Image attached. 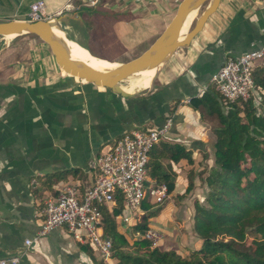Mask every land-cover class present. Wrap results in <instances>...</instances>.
Instances as JSON below:
<instances>
[{"label":"crops","instance_id":"obj_1","mask_svg":"<svg viewBox=\"0 0 264 264\" xmlns=\"http://www.w3.org/2000/svg\"><path fill=\"white\" fill-rule=\"evenodd\" d=\"M34 1L0 0V21L29 20ZM43 1V19L70 15L63 26L73 41L94 56L122 62L118 56L131 59L151 44L181 0H73L70 9L64 8L65 0ZM263 40L264 0H220L190 45L168 60L153 89L123 97L63 72L33 36L12 38L0 51V257L18 253L26 239L35 238L18 264H94L85 243L65 227L39 236L44 201L68 182L84 194L96 179L99 152L127 131L156 128L167 118L171 127L156 147L164 141L182 144L191 160L163 157L174 184L149 226L162 232L161 249L184 255L199 248L200 240L191 238L196 246L190 244L183 226L203 172L214 165V115L201 117L189 102L208 89L210 76L227 57L258 48ZM146 41L144 49L130 55ZM104 48L114 49L115 56L105 57ZM116 221L129 240L134 221ZM180 240L188 241L184 249Z\"/></svg>","mask_w":264,"mask_h":264},{"label":"trees","instance_id":"obj_2","mask_svg":"<svg viewBox=\"0 0 264 264\" xmlns=\"http://www.w3.org/2000/svg\"><path fill=\"white\" fill-rule=\"evenodd\" d=\"M252 77L253 92L245 100L226 101L210 84L189 102L201 117L205 113L214 115L217 122L212 128L214 165L205 170L208 190L203 202H194L193 230L202 240L200 247L190 248L183 255L153 246L145 238H135L130 244L118 230L115 217L123 214L125 203L116 193L111 206H101V228L112 242L116 264H264V64L253 68ZM190 156L182 144H155L149 152L145 188L151 183L166 184L169 194L174 182L163 169V157L172 161L185 157L190 161ZM163 203H154L147 192L141 206L143 214L131 225L130 235L144 233ZM248 237L252 240L247 244ZM84 247L94 264H109L90 243Z\"/></svg>","mask_w":264,"mask_h":264},{"label":"built area","instance_id":"obj_3","mask_svg":"<svg viewBox=\"0 0 264 264\" xmlns=\"http://www.w3.org/2000/svg\"><path fill=\"white\" fill-rule=\"evenodd\" d=\"M72 2L73 0H65L64 8H72ZM44 6L43 0L32 2L29 6V20L43 19ZM262 61L264 40L258 48L236 57H227L210 76V82L224 100H245L253 92L252 70L261 65ZM171 124L172 119L167 118L163 125L156 128L131 129L123 133L113 145L99 152L95 161L96 179L84 194L79 192L76 184L66 183L56 194L45 199L39 236L65 227L77 241L90 243L103 262H111L112 242L109 237L104 236L101 228V206H111L115 202L116 193L120 194L124 199L125 210L115 218L124 224H130L143 214L141 206L147 192L156 204L167 199L166 184L153 183L148 189L144 184L147 179L149 152L167 134ZM133 236L150 240L156 246L161 235L150 226L144 233L136 231ZM34 240L35 238L26 239L23 250L0 257V264H18Z\"/></svg>","mask_w":264,"mask_h":264},{"label":"water","instance_id":"obj_4","mask_svg":"<svg viewBox=\"0 0 264 264\" xmlns=\"http://www.w3.org/2000/svg\"><path fill=\"white\" fill-rule=\"evenodd\" d=\"M219 4L220 0H181L169 23L139 55L122 62H110L95 56L99 60L113 64L112 67L93 68L73 57L67 46V41L73 40L63 26V23L66 24L70 18L68 14L35 21H0V42L3 44L0 51L8 46V42L12 38L33 36L48 47L57 66L69 76L98 87L108 88L123 97L140 96L143 95L142 90L149 92L153 89L158 74L168 60L177 50L190 45L191 41L201 32L208 18L217 10ZM200 10L201 12L198 13ZM191 13L194 15L189 29L184 35H181L182 27ZM55 30H58L62 36H58ZM149 70H155V72L148 88L133 91L124 89L123 81H129L130 78L137 77L139 73Z\"/></svg>","mask_w":264,"mask_h":264},{"label":"bare ground","instance_id":"obj_5","mask_svg":"<svg viewBox=\"0 0 264 264\" xmlns=\"http://www.w3.org/2000/svg\"><path fill=\"white\" fill-rule=\"evenodd\" d=\"M193 15L194 13H191L189 17L186 19L182 27V30H181V35H184L188 31ZM55 33L58 36H62V34L58 30H55ZM67 46L71 54L73 55V57L81 63L87 64L97 69L114 66L113 64H110L103 60H99L95 56H92L86 49L82 48L81 46H79L77 43L73 41H67ZM154 72L155 70L143 71L139 73L137 77L130 78L129 84L127 86H124V89L127 91H133L135 89L148 88L151 82V78L154 75Z\"/></svg>","mask_w":264,"mask_h":264},{"label":"rangeland","instance_id":"obj_6","mask_svg":"<svg viewBox=\"0 0 264 264\" xmlns=\"http://www.w3.org/2000/svg\"><path fill=\"white\" fill-rule=\"evenodd\" d=\"M202 10V9H201ZM201 10L198 12V13H200L201 12ZM35 38V37H34ZM37 39V38H36ZM151 40L153 39V38H150ZM38 40V39H37ZM39 42L40 43H42L40 40H39ZM150 42H144L142 45H140V46H138V47H135V48H133L132 50H131V53H130V55L131 56H134V55H137L142 49H144L148 44H149ZM152 43V42H151ZM42 44H44V43H42ZM45 45V44H44ZM46 46V45H45ZM47 47V46H46ZM48 48V47H47ZM114 49H118V48H116V47H114ZM114 49H112V48H109V49H106V48H104V51L103 52H101L103 55H105V57H109V58H112V57H114L115 56V54H113V50ZM49 50V49H48ZM107 50H109V51H107ZM142 53V52H141ZM127 57H130V56H118V59L119 58H122V59H125V60H129ZM129 84V81L128 80H125V81H123L122 82V85L123 86H127ZM255 97H256V102H257V104H259V97L257 96V95H255ZM204 113H205V111H204ZM205 118H210V116H208L207 115V113H205ZM216 117L214 116V120H213V123L210 125V126H212V128L216 125ZM214 124V125H213ZM204 173V176L206 177V175H207V172L205 171V172H203ZM205 177H202V185L200 186V189H198L197 190V194L198 195H196L195 196V198L196 199H198L199 201H201V202H203V200H204V195H205V193H206V191L208 190V188H207V185H206V183H205ZM195 199V200H196ZM195 202V201H194ZM164 203H165V201H164ZM163 203V204H164ZM162 204V205H163ZM187 210L189 211V215L190 216H186V218H187V220H186V222L184 223V226H183V229L185 230V232L188 234V236H189V241L191 240V238L192 239H194V240H200V242H202V240L196 235V233L194 232V230H193V215H194V212H195V208H194V206L193 207H189V208H187ZM183 224V223H182ZM152 228H154V227H152ZM156 229V228H155ZM157 230V232H159V234L161 235V231L160 230H158V229H156ZM129 243L130 244H132L133 243V241H134V236H130L129 235ZM162 238V235L160 236V239ZM164 237H163V239H162V241H164ZM251 240H252V238L251 237H248L247 238V240H246V243L248 244V243H251ZM160 241V240H159ZM158 241V243H157V245L156 246H160V242ZM168 241H169V239H168ZM186 242V241H185ZM180 243H182V248L184 249V247H186V245L185 244H187L188 243V241H187V243H184V240L182 241V240H180ZM190 244H192L193 246H196L195 245V243H193V242H191L190 241Z\"/></svg>","mask_w":264,"mask_h":264}]
</instances>
